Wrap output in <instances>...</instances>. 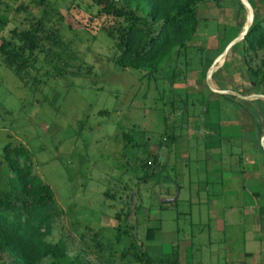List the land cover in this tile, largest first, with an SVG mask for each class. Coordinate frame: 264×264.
<instances>
[{"label": "rangeland", "instance_id": "obj_1", "mask_svg": "<svg viewBox=\"0 0 264 264\" xmlns=\"http://www.w3.org/2000/svg\"><path fill=\"white\" fill-rule=\"evenodd\" d=\"M250 2L254 22L264 26V0ZM239 3H198L194 38L148 73L112 61L115 40L106 33L119 21L97 15L96 0H0V45L12 42V30L35 26L40 34L39 48L19 72L0 53V190H8L3 148L23 147L54 197L47 242L63 240L67 254L83 264L218 261L215 241L230 240V225L243 222L246 192L264 193L263 167H246L252 155L264 164L257 148L264 102L216 94L205 84L209 65L245 21ZM51 30L65 47L51 52L73 74H57L58 57L45 62ZM240 44L212 79L242 95L264 96V50L242 55ZM200 127L207 135L197 140L189 132ZM240 169L261 184L236 190L233 172ZM1 262L12 263L0 252Z\"/></svg>", "mask_w": 264, "mask_h": 264}, {"label": "trees", "instance_id": "obj_2", "mask_svg": "<svg viewBox=\"0 0 264 264\" xmlns=\"http://www.w3.org/2000/svg\"><path fill=\"white\" fill-rule=\"evenodd\" d=\"M96 1L102 5L97 15L113 17L119 21L114 32L110 29L106 33L107 37L115 40L112 61L122 69L132 68L148 73L157 72L161 63L179 54L194 38L199 25L196 6L202 2L117 0L119 4L115 5L112 0ZM247 1L251 4L250 0ZM239 4L243 8V4ZM256 13L254 9L252 24L245 38L240 41L242 55L248 50H264V26L259 21L254 22ZM39 35L38 27L35 26L12 30V42L6 41L0 45L4 65L7 68L16 65L14 69L19 72L28 60V55L39 48ZM45 39L52 40V45L44 55L45 62L49 64L50 59L58 57L52 65L57 74H73L68 63L59 65L60 57L51 52V47L65 48L59 34L51 30ZM24 53H27L26 56ZM257 128L261 132V128ZM3 159L9 172L6 178L8 190H0V252L7 254L12 262L10 264H83L78 257L72 258L67 254L63 240L58 239L52 243L46 241L51 232L54 197L52 190L32 172L33 167L24 148L5 145ZM133 259L143 263L141 256L134 254ZM170 264L179 262L175 260Z\"/></svg>", "mask_w": 264, "mask_h": 264}, {"label": "crops", "instance_id": "obj_3", "mask_svg": "<svg viewBox=\"0 0 264 264\" xmlns=\"http://www.w3.org/2000/svg\"><path fill=\"white\" fill-rule=\"evenodd\" d=\"M215 68L216 69L211 75L212 85L218 89H225L222 88L219 84H217L218 82H215L216 79H212L214 77L213 75L218 69L217 67ZM196 82L198 83V81ZM201 92H203V90H201ZM189 134H191L192 136L194 134L196 136V139L198 140L202 139V137H206L205 135H207V131L204 130L203 127H200L197 131L196 129L192 130L191 132H189ZM252 134L253 132L251 131V135ZM254 145V143L247 144V147H250L251 150H254L253 153H255L256 148ZM258 147L259 145L257 144V148ZM215 152L218 153V149H216ZM252 156L253 159L251 158L249 161H246V167H251V169H253L252 171H254L256 168V163H259L260 166H262L264 169V164L261 163L263 161L260 162L258 161L259 158L254 155ZM233 174H236V176H238V179L236 181V190H240L244 183L248 184L249 186L252 184L254 185L255 183H259L255 181L254 177L250 178L247 173L245 174L244 169L234 171ZM260 176L262 179L261 183H264L263 171ZM241 192L237 191V193L235 192L236 194L234 193V195L240 198L239 195L241 194ZM246 193V195L245 193H243L245 195L244 200L246 201L243 204L244 207L241 209L242 218L244 217L242 220L243 222L239 224L230 225L233 227V230L231 232H234V234L230 235V240L222 238L221 240L215 241V245L219 249L220 255L216 256L218 261H216V263L211 264H264V193L254 191ZM252 200H254V202H252ZM239 215L240 214H238L237 216ZM217 225L218 230L225 231V225L223 223H218ZM178 262L179 264H188L183 263L184 261H182L181 258H179Z\"/></svg>", "mask_w": 264, "mask_h": 264}, {"label": "water", "instance_id": "obj_4", "mask_svg": "<svg viewBox=\"0 0 264 264\" xmlns=\"http://www.w3.org/2000/svg\"><path fill=\"white\" fill-rule=\"evenodd\" d=\"M239 2L241 4H243V6L247 10L246 16H245V21H244L240 31L237 33L235 39H233L229 44H226L225 47L223 48V50L220 52V54L216 57V59L209 65L207 74L205 76V84H206V87H208V89L211 92L216 93V94L233 96V97H236L238 99L241 98V99H245V100L259 99V101L264 102V96H262V95H259V94L242 95L239 92L237 93V92H233V91H230L227 89H218V88H215L211 82V75L213 74L214 70L216 69L215 66L220 64L223 61L226 54L229 52V50L234 45H237V43H239L240 41H242L245 38V34H246L247 30L252 24L253 17H254V9H253L252 5L249 4V2L247 0H239ZM259 146H260L261 151L264 155V136H261V138L259 139Z\"/></svg>", "mask_w": 264, "mask_h": 264}]
</instances>
